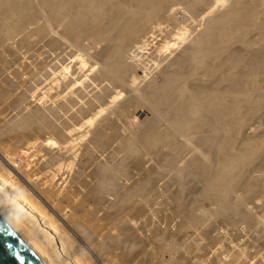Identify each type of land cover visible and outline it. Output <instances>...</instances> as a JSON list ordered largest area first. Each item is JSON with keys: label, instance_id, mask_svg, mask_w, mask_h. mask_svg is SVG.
I'll return each instance as SVG.
<instances>
[{"label": "bare ground", "instance_id": "obj_1", "mask_svg": "<svg viewBox=\"0 0 264 264\" xmlns=\"http://www.w3.org/2000/svg\"><path fill=\"white\" fill-rule=\"evenodd\" d=\"M211 3L180 42L154 29L175 4L194 16ZM15 37L16 46L8 43ZM94 41L99 52L90 54ZM9 44L26 52L41 44L43 55L63 49L48 70L27 68L29 81L43 72L48 80L54 65L71 60L41 98L28 82L17 91L23 69L18 81L0 76V216L43 264H143L128 236L144 225L129 220H140L150 193L167 184L172 193L159 206L168 204L177 230L170 221L148 227L152 255L177 249L190 222L212 226L216 218L260 224L255 240L264 244V223L252 215L264 208V0H0L2 67L4 53H18ZM10 110L15 117L5 119ZM125 110L142 113L131 133L120 126ZM12 154L26 159L14 166ZM104 207L120 218L118 230L107 231L108 216L96 219Z\"/></svg>", "mask_w": 264, "mask_h": 264}, {"label": "rangeland", "instance_id": "obj_2", "mask_svg": "<svg viewBox=\"0 0 264 264\" xmlns=\"http://www.w3.org/2000/svg\"><path fill=\"white\" fill-rule=\"evenodd\" d=\"M175 6V7H174ZM172 8H171V10H173V11H171V13L168 11V13H169V18L171 19V22H170V19L168 20V18H165V19H159V20H157V21H154V25H155V28L154 29H156L157 31H158V33L160 34V35H162L163 34V32H164V34L165 33H170V34H168L167 36H170L169 37V39H171V40H173L174 42H180L182 39H185V36L187 35V32H185L186 30H187V27L190 29H192V27L194 26V25H197L198 24V20L201 18V15H203L204 13H206L207 11H209V10H211L212 9V3L208 6H205L202 10H201V12H199V13H197L196 15H194V16H190V14H188V12H187V10L185 9V6H183V5H181V4H175ZM209 8V9H208ZM204 11V12H203ZM167 13V14H168ZM186 15V16H185ZM191 17V18H190ZM194 17V18H193ZM161 20V21H160ZM185 20V21H184ZM11 20H8V19H5L4 20V23L6 24V23H9ZM169 21V22H168ZM161 22V24L163 25H161V24H159V23ZM173 22V24H171ZM170 26H169V25ZM176 25V26H175ZM186 25V26H185ZM161 26H162V28H161ZM166 26H167V28H166ZM164 28H166V29H164ZM173 28V29H172ZM53 30V32H55V33H57L58 34V28H54V26H50V30ZM162 29V30H161ZM171 29V30H170ZM165 30V31H164ZM169 30V31H168ZM168 31V32H167ZM183 32V33H182ZM49 33H50V31H49ZM185 35V36H184ZM158 38H161L160 36L158 37ZM17 41V37H15V38H13V39H11V40H9L8 41V43H13L14 44V42H15V44L17 45V42L15 41V40ZM41 41H44V39H40ZM11 41V42H10ZM92 43V47L88 50V52L90 53V54H95V53H97V52H99V50L97 49V46H96V41H94V42H91ZM12 44V45H13ZM14 44V45H15ZM9 45H11V44H9ZM11 45V46H12ZM13 45V47H14V49H16L17 50V56H19V58H17V56L16 57H10L9 56V54H11L12 55V53H15V52H13V51H10V52H12V53H10L9 52V54L8 53H6V55H5V53H4V57H7V58H4V60L5 61H7L6 63L7 64H9V65H7L6 63H5V65H3V67L4 66H7L6 68L4 67V69H2L3 67L2 66H0L1 67V69L4 71V72H7V73H4V74H2L3 73V71L1 72V69H0V73H1V75L0 76H5V78H7V76H8V78L9 79H15L16 81H18V79H16L17 78V76L16 77H14V75H16V72H19V70L20 69H23V71H21L20 70V72H19V74H18V76H20V77H18V78H20L19 79V81H18V84L20 83V82H22L23 84H25L26 83V85H28L29 86V88H31V90L33 91H30V89L28 90V92L30 93V94H32V93H34V95H36L38 98H41V97H43V96H41V95H43L44 93H45V91H46V89L48 88L47 87V83H52L51 84V87L53 86H55V85H57L60 81H61V79L64 77V72L67 70V64H71V60L68 58V59H66L65 60V64L63 65V66H60V65H54L53 66V73L51 74V75H49V76H51V77H49L48 78V80H42V79H44V77L46 78L47 76H46V74L43 72V73H41V79H35L34 80V78H32V77H30V81H29V75H28V71H26V69L27 68H30V66H31V69H30V73L34 70V67H36V64H37V68H42V67H49V66H47V64L48 63H51L52 64V62H57V60L56 59H58V57H56V56H63L64 54H63V49H61V48H59V47H56V48H54V50L55 51H53V52H51L50 54L48 53V54H46V55H43L44 53L42 52L41 53V50L43 49L42 48V46H41V44H38V45H34V46H32V47H30V48H27V52L33 57V55H34V53H32V51L33 52H36V54L38 53L37 51H40L39 52V55L37 54V55H35V56H37V57H31L27 52H26V48H22V46L20 45H18L16 48H15V46ZM36 46V47H35ZM38 46V47H37ZM40 46V47H39ZM20 47H21V51H23V53L20 51ZM34 47V48H33ZM8 48H10V47H8ZM7 48V49H8ZM36 48V49H35ZM37 48H38V50H37ZM42 48V49H41ZM23 49V50H22ZM28 49H31V52H30V50H28ZM33 49H35V50H33ZM24 50H25V52H24ZM43 51H44V49H43ZM19 53H20V55H19ZM22 53V54H21ZM8 54V55H7ZM33 54V55H32ZM42 56H41V55ZM27 56V57H26ZM65 56H66V54H65ZM101 56V54L98 56V58ZM8 57H10V58H8ZM29 57V58H28ZM67 57V56H66ZM12 58H14V59H12ZM17 58V59H16ZM37 59V61H36V59ZM54 59V61H53V59ZM56 58V59H55ZM39 59V60H38ZM47 59V60H46ZM14 60V61H13ZM34 60H35V62H37V63H32L31 61H33L34 62ZM38 61H41V63L43 64V65H40L39 63H38ZM44 61V62H43ZM49 61H51V62H49ZM18 62V63H17ZM11 63V64H10ZM31 63V64H30ZM19 64H20V67H19ZM26 64V66L24 67V65ZM50 64V65H51ZM148 64H149V62H147V61H144L143 62V67H144V69H147V67H148ZM18 65V66H17ZM24 67H22V66ZM29 65V66H28ZM10 66V67H9ZM28 66V67H27ZM42 66V67H41ZM57 66H59L57 69H54L55 67H57ZM19 67V68H18ZM9 68V69H8ZM12 69H14V70H12ZM44 69V68H43ZM29 70V69H28ZM47 70H48V68H47ZM46 70V72L48 73V71ZM11 71V74H9V72ZM57 71V72H56ZM41 72V71H40ZM51 72H52V70H51ZM56 72V73H55ZM14 73V74H13ZM26 73V74H25ZM8 74V75H7ZM23 74V75H22ZM45 74V75H44ZM27 75V76H26ZM48 75V74H47ZM128 75H130V73L128 74ZM3 76V77H4ZM11 76H12V78H11ZM28 77V79L27 78H24V77ZM31 76V75H30ZM63 76V77H62ZM154 77H155V81H156V83H158V84H161V81H162V79H161V77L159 76V75H157V74H154ZM1 79H2V77H0ZM31 78H32V80H31ZM58 80H57V79ZM25 79V80H24ZM47 79V78H46ZM23 80V81H22ZM54 80H56V81H54ZM25 81V82H24ZM42 81H45V83L44 82H42ZM49 81V82H48ZM59 81V82H58ZM27 82H28V84H27ZM54 82V83H53ZM40 83V84H39ZM43 83V84H42ZM18 84H17V86H18ZM30 84H32V85H30ZM37 84V85H36ZM42 84V85H41ZM20 85L21 84H19V87H17V91H19L20 89L22 90V88L20 87ZM41 87H40V86ZM44 85V86H43ZM22 86V85H21ZM34 87V88H33ZM39 87V88H38ZM43 87H44V89H43ZM51 87L49 88V89H51ZM52 87V88H53ZM20 88V89H19ZM38 88V89H37ZM40 89H43L42 90V93H41V90ZM20 90V91H21ZM38 90V91H37ZM45 90V91H44ZM19 91V92H20ZM23 91V90H22ZM37 91V92H36ZM28 93V94H29ZM29 94V95H30ZM39 95V96H38ZM126 112H127V114H126ZM11 113V114H10ZM8 114V115H7ZM7 114L5 113V116H6V118L5 119H9V120H11V119H13L15 116V113H14V111L13 110H10V111H8L7 112ZM134 114V115H133ZM140 116V117H139ZM141 118H142V113H140V112H136V113H131V112H129V110L127 111V110H125L123 113H122V115H120V126H121V128H123V130H125V132H133V131H135V130H137L138 128H139V123H140V120H141ZM5 138V137H4ZM52 139H49V142L51 143V145L52 146H54L55 148H61V144H60V141L57 139V137H55L54 138V136H52L51 137ZM59 142H58V141ZM59 144H58V143ZM60 145V146H59ZM58 146V147H57ZM22 149V148H21ZM22 151V150H21ZM10 152H12L11 150H10ZM106 153V152H105ZM105 153H103L102 154V156H104V155H106ZM39 156H40V154H39ZM12 158H14L13 160H14V166H19V164L21 163V161H22V159L24 160V158L26 157V156H24V154H21V155H14L13 156V154H12V156H11ZM19 158H21V159H18ZM26 159V158H25ZM34 159H36V158H34ZM29 160H31V159H29ZM32 160H33V158H32ZM18 164V165H16V163ZM65 169H63V170H61V173H62V171H64ZM170 185V184H169ZM168 184H167V186H165V187H162V190L161 191H159V192H156V194H152V193H150V200H148V202H147V206L148 207H146V212H145V214H144V216H141V218H143V219H141L140 218V220L138 219L139 218V216H137V215H135V216H133L129 221H130V223H133V225H135L136 223L137 224H141L142 223V226L144 225V231H142L143 229H142V226L140 225V230H141V232H137V233H135L134 234V236H133V234L131 235L130 233V236H128V238H133L132 239V241H134V239L136 238V242L134 241V243L133 244H135L134 245V249H133V252H134V254L135 253H137V254H135V258H139V257H141V258H139V259H143V261L142 262H144L143 264H147V263H149V264H155V263H152L151 261H153L154 259H155V257H156V259H157V261H158V263L159 264H171L173 261H175V260H177V261H179L178 263L179 264H264V244L260 241V243L259 242H257L258 240L256 239V238H261V232L259 231V228H258V226L260 225V224H254V225H251L250 223H247V222H244L243 223V221L244 220H241V219H234V222H233V220H231L230 219V221H227V220H229V219H214L213 220V224H212V226L210 225V226H199V225H196V224H194L193 225V223L192 222H190V227L189 228H187L186 229V231H185V233L183 234V235H180L181 234V232H180V234H178L177 236L179 237V239H178V241L176 242L177 243V249H172L171 250V252H168V253H166V254H162V253H155V256L154 255H152L151 254V252H155V248H157L156 247V241H154V239H153V233H152V236H151V233H150V228H148V227H151V229H152V226L153 225H155V226H158L159 228L160 227H162V228H164V227H167V226H165V225H163V222H168L169 223V221H170V223H171V225H169L168 227H171V229L172 230H177V228H172V226L174 225V222L175 221H177V219H176V217L175 216H173L172 215V213H171V210H170V207L168 206V204H161L162 206H163V208H165V210L162 208V207H160L159 205H160V203H162V201L163 202H165L164 201V199L166 200V199H168V193H172L171 192V190H172V186L170 185V187H168L169 186ZM80 189L82 190V188H78V190L80 191ZM164 190H167V191H164ZM168 190H170V191H168ZM163 192H164V194H163ZM168 192V193H167ZM149 193V192H148ZM161 195H160V194ZM153 195H154V197H153ZM192 196L193 195H195V193H192L191 194ZM191 195H190V193L188 194V196L189 197H191ZM164 196V197H163ZM110 197V196H109ZM161 199H160V198ZM58 199H60V197H58ZM157 199H159V201L157 200ZM185 199V198H184ZM154 202H153V201ZM161 200V201H160ZM169 200V199H168ZM156 201V202H155ZM264 201V200H263ZM151 202V203H150ZM91 204H92V202H90ZM149 203V204H148ZM154 203V204H153ZM264 203V202H263ZM262 203V204H263ZM106 205H107V203H105ZM154 207H153V206ZM250 206H252V204H249ZM203 206L204 207H206L207 206V203H203ZM84 207H86L87 208V206H86V204H85V206ZM152 208V210H151V208ZM260 208H261V206H259ZM86 208H85V210H86ZM155 208H158V209H155ZM160 208H161V210H160ZM258 209V207L256 208V209H253V211H252V215L254 216V217H256L255 219H257V220H261L262 222L261 223H264V208L262 209ZM62 209V208H61ZM105 209V207L102 209V211H100V212H98L97 213V217H96V219H99L100 218V220H101V222H105V220L104 219H107V218H105L104 216L106 215V217L108 216V219L106 220V221H108L107 222V224L108 223H112V224H108V226L107 227H109V229L107 228V231L108 230H110V231H108V232H114L112 229H116V227H117V230H118V225L117 226H115V224H116V222H118L117 221V219H119L120 220V218L119 217H117L116 215H115V213L114 212H109L108 213V211L107 210H104ZM155 209V210H154ZM163 209V210H162ZM166 209H167V211H166ZM80 210H82V213L81 214H83L84 213V209H82V208H77V210L75 209V211H77L76 212V214L78 215V214H80V213H78ZM154 210V211H153ZM256 210V211H255ZM259 210V211H258ZM66 211V212H65ZM105 211V212H104ZM148 211V212H147ZM152 211V212H151ZM156 211V213H154ZM255 211V212H254ZM108 214H107V213ZM151 212V213H150ZM64 213H65V215H67L68 214V209L66 210L65 208H64ZM103 213V214H102ZM148 213V214H147ZM154 215H153V214ZM162 213V214H161ZM170 213V214H169ZM147 214V215H146ZM165 214V215H164ZM169 215V217H167L168 215ZM100 217H99V216ZM104 215V216H103ZM114 215V216H113ZM146 215V216H145ZM152 215V216H151ZM161 215H164L163 217H167V219H163V217L161 216ZM102 216L104 217V219L102 218ZM111 216H113L114 218L113 219H111V221H110V219H109V217H111ZM151 217V218H149V217ZM155 216V217H154ZM172 216H173V218H172ZM89 217H91V216H89ZM148 217V218H147ZM153 217V218H152ZM159 217V218H158ZM112 218V217H111ZM261 218V219H260ZM103 219V220H102ZM137 219V220H136ZM161 219H162V221H161ZM112 220H115V221H112ZM148 220V221H147ZM152 221V223L150 222L149 223V221ZM171 220H172V222H173V225H172V222H171ZM175 220V221H174ZM216 220V221H215ZM220 220V221H219ZM224 220V221H223ZM110 221V222H109ZM138 221V222H137ZM139 221L141 222V223H139ZM145 221H146V223H145ZM158 221V222H157ZM192 221V220H191ZM232 221V222H231ZM242 221V222H241ZM144 222V223H143ZM148 222V223H147ZM228 222V223H227ZM161 223H162V225H161ZM241 223H243V224H241ZM247 223V224H246ZM148 224H151V226L150 225H148ZM241 224V225H240ZM112 225V226H111ZM251 227H250V226ZM203 227V228H202ZM211 227V228H210ZM250 227V228H249ZM161 229V228H160ZM204 229V230H203ZM206 229V230H205ZM112 230V231H111ZM211 230V231H210ZM207 231V232H206ZM144 233L145 234H147L146 236H144ZM139 236H137V235ZM141 234V235H140ZM70 235V234H69ZM150 235V236H149ZM98 236V235H97ZM135 236H137V237H135ZM180 236H182V237H180ZM99 237V236H98ZM142 237V238H141ZM148 237H150V238H148ZM160 237V236H159ZM73 238V237H72ZM139 240H138V239ZM140 238L141 239H143V238H146V239H144V240H140ZM148 238V239H147ZM177 238V237H176ZM153 239V240H152ZM165 239V241L166 240H168V241H166L165 243L167 244V242H169L170 243V241H169V239L168 238H164ZM164 239H162L163 241H164ZM198 239H201L200 240V246H198L199 247V251L198 252H195L196 251V247H197V240ZM257 241H256V240ZM141 241V242H140ZM142 241H144L143 242V244H141L142 243ZM145 241L148 243H145ZM154 241V242H153ZM153 243V244H152ZM262 243V244H261ZM77 244H79V248H80V250L81 251H83V252H86L85 250H84V247H83V244L80 246V244L81 243H77ZM144 245V249L145 250H143L142 248H140V247H142L141 245L139 246V247H136V246H138V245ZM146 244V245H145ZM148 246V247H147ZM118 246H116L115 247V251H118V249H119V247L117 248ZM135 247L136 248H138V249H135ZM151 247V248H150ZM139 249H142L143 250V252H142V250H140L139 251ZM149 249H150V251H149ZM256 249V250H255ZM136 251V252H135ZM144 251H145V253H144ZM141 254V255H140ZM143 254H146V255H148L147 257L145 256V255H143ZM137 255V256H136ZM145 258H150V260H149V258L148 259H146V260H144V257ZM153 257V258H152ZM234 258H237V259H234ZM175 259V260H174ZM184 260L183 262H182V260ZM147 261V262H146ZM151 262V263H150ZM181 262V263H180ZM187 262V263H186ZM139 263V262H138ZM138 263H136V261H135V263L134 264H138ZM157 264V263H156Z\"/></svg>", "mask_w": 264, "mask_h": 264}, {"label": "water", "instance_id": "obj_3", "mask_svg": "<svg viewBox=\"0 0 264 264\" xmlns=\"http://www.w3.org/2000/svg\"><path fill=\"white\" fill-rule=\"evenodd\" d=\"M0 264H43L1 216Z\"/></svg>", "mask_w": 264, "mask_h": 264}]
</instances>
